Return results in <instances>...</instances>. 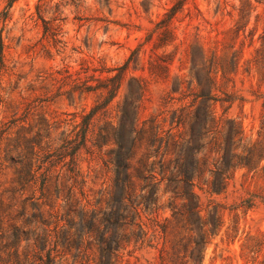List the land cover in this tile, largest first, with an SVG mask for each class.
<instances>
[{
	"label": "rangeland",
	"instance_id": "374dc122",
	"mask_svg": "<svg viewBox=\"0 0 264 264\" xmlns=\"http://www.w3.org/2000/svg\"><path fill=\"white\" fill-rule=\"evenodd\" d=\"M226 4L224 0H0V157L16 134L38 117L52 126L53 150L60 146L62 133L70 130L58 127L57 117L74 116L80 122L82 116L92 115L86 147L74 160L79 173L74 192L79 207L97 209L99 217L105 218L103 230L109 238L105 261L110 260V252L121 258L120 263L111 258L110 264H160L162 245L155 238L160 232L155 224L170 219L172 193L162 194L164 185H159L154 204L148 193L157 186L149 177L159 178L162 158L172 162L173 170L183 165L185 175H192L199 154L205 152L203 146L213 137L205 132L201 118L205 112L224 113L219 103L204 96L221 97L218 89L230 93L234 84L243 102L236 101L224 116L241 123L246 140L264 112L262 99L253 94L258 91L255 79L231 76L233 83L220 88L199 53L202 49L208 57L215 41L234 28L238 0ZM252 29L253 16L238 42ZM252 49L247 38L241 71ZM41 135L43 147L48 141L45 126ZM128 156L135 193L147 195L137 204L146 236L136 246L115 244L123 235L117 226L139 221L125 209L119 211L123 162ZM11 158L18 159L15 154ZM60 160L59 154H24L23 158L38 177L50 167L53 178L62 181L68 171L64 164L70 159ZM11 177L12 171L0 176V192ZM194 184L192 191L200 200L198 215L208 223L201 232L195 215H189L188 238L178 249L182 264H253L242 251L246 235L262 243V258V183L239 169L221 195L200 192L197 179ZM61 199L55 203L58 210ZM248 199L252 201L244 202ZM194 207L191 201L189 210ZM29 210L25 219L30 218ZM214 219L220 222L217 230ZM73 222L78 231V217Z\"/></svg>",
	"mask_w": 264,
	"mask_h": 264
},
{
	"label": "trees",
	"instance_id": "16d2710c",
	"mask_svg": "<svg viewBox=\"0 0 264 264\" xmlns=\"http://www.w3.org/2000/svg\"><path fill=\"white\" fill-rule=\"evenodd\" d=\"M224 6H227L226 0ZM234 10L237 16L234 28L227 30L224 38L215 41L208 57L202 49H199V53L203 59L205 58L207 71L214 73L219 79L220 88L226 89L229 83H233L231 76L236 77L241 74L246 78L255 79L258 91H253V94L256 100L262 99L264 107V91H260L264 88V0H238ZM252 16L253 29L239 43L240 33L245 32ZM258 29L260 32L255 39ZM247 38L253 49L241 71L240 61ZM2 50L3 45L0 41V66H2ZM113 89L112 85L109 94ZM234 89L233 84L230 93L218 89L221 97H204L207 101L219 103L225 113L236 101L243 102ZM27 113L28 109L25 114ZM224 113L214 116L205 112L201 118L205 132H212L213 137L203 146L205 152L199 154V161L194 163L192 175H185V171L181 169L183 165L180 167L175 165L173 170L172 162H164L162 158L159 178L152 174L149 177L157 186L148 193L154 204L157 201L159 185H164L162 194L172 193L170 219L155 224L160 229L155 237L162 245L159 250L160 264H182L183 258L180 257L178 249L188 238L185 232L190 221L189 215H195V221L198 222L201 232L207 226V220H203L198 215L200 200L192 191L195 187V179L199 180L200 192L221 195L227 190L235 172L245 169L247 176L250 175L251 179L256 178L264 188V112L247 140L241 123L225 117ZM91 119L92 115L89 114L82 116L80 122L74 116L70 119L57 117L55 124L70 130L62 133L60 146L52 150L53 142L50 141L52 126L47 120L38 117L32 125L23 127L11 141L12 144L2 150L4 155L0 157V176L12 171V177L6 182L7 187L0 192V264H55L56 261L58 264H110L111 258H114L116 263L121 262V258L113 252H110V260L105 261L104 254L108 250L109 242L103 230L105 218L99 217L100 212L97 209L86 210L79 207V202L75 199L74 189L78 185L79 173L74 160L86 147ZM43 126L48 141L42 147ZM11 154H15L18 159L13 160ZM24 154H59L60 162L69 157V162L64 164L68 166V171L62 181H59L58 177L53 178L50 167L45 168L38 177L37 171L32 170L31 165L29 167L25 165ZM130 160L128 156L123 162L124 174L121 186L123 196L119 202V211L125 209L127 214L132 218L137 216L139 221L134 224L133 220L131 223H122L116 227V231L120 229L123 235L115 244L123 243L124 246L131 243L133 246L142 245L146 236L142 230L143 224L137 204L145 200L147 195L137 196L135 193L136 189L129 175ZM141 169L145 175L147 171L144 166H141ZM182 186L185 189L190 188V191L186 190L184 193L181 190ZM139 190L144 191V187H140ZM53 192L54 194L56 192L55 200ZM27 193L29 196L25 197ZM61 196L63 205L61 207L58 205V210L55 208V203ZM185 200L188 203H185ZM191 201L192 204L194 202L195 207L189 210ZM251 201L248 199L244 202ZM28 209L32 213L30 218L25 219ZM112 215L113 213L110 216ZM75 216L79 221L78 231L74 229ZM219 227L220 222L214 219V228L217 230ZM233 229L232 231H235V228ZM204 238V233H201L200 240ZM242 251L245 252L246 257L252 259L253 264H264V255L260 258L262 243L257 237L246 235Z\"/></svg>",
	"mask_w": 264,
	"mask_h": 264
}]
</instances>
